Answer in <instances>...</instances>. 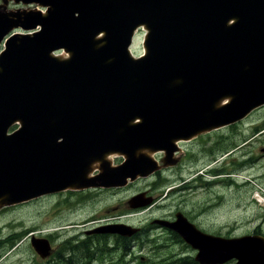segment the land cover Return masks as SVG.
I'll use <instances>...</instances> for the list:
<instances>
[{
  "label": "water",
  "instance_id": "obj_1",
  "mask_svg": "<svg viewBox=\"0 0 264 264\" xmlns=\"http://www.w3.org/2000/svg\"><path fill=\"white\" fill-rule=\"evenodd\" d=\"M16 1L18 2L19 0ZM24 1L26 3H39L36 0ZM52 1L54 4L59 3V5H57V19L60 20L63 27L70 17L71 20L74 18L75 10L73 11L72 16V14H68L65 11L66 6L61 0ZM217 1L218 0H128L125 2L124 0H107L105 3L106 11L103 9L104 15H102V21L100 23L101 29H106L109 34L107 43L104 47L96 48V46H88V43H85L86 45H81L84 40L91 43L92 33L88 27L83 26V28L76 25L74 28L76 38L69 28L67 30H62V32H57L56 35L52 37L53 40H49L48 37H45L47 42L50 41L55 44V47L61 46L65 48L67 52H70L71 56L68 60L60 62L53 60L48 62V60L44 58L35 60L32 63L25 62L16 67V69L26 70V72L23 71V77H27L28 71V77L35 78L37 81L35 88L47 86L50 90L47 98L55 104H60V106L65 109V111L62 112L61 117L64 119L68 118L67 120L71 123L73 121L72 125H69V128L60 129L61 131H59L60 134L58 133V135L45 129H37L38 132L35 131L34 133L36 134L35 142L37 143L38 148L33 156L29 157L31 160L28 159L27 166L35 163L34 165L37 167L40 166L39 168H43V159L41 157L47 149V144L52 142L51 145H53V143H55L60 137L63 138V140L66 139L63 146L59 147L60 151L57 162L53 164V175H51V181L49 182V185H47L49 191L60 189L61 186V188L66 186L70 188H89L107 184L124 185L126 178L134 179L137 175L144 176L155 169V164L147 158L142 156L138 158L135 157V152L137 150L143 148H150L149 150L151 151H156V149H165L167 151H169L168 149L172 150L173 138L186 139L206 130L207 128H212L220 124H231L243 118L253 108L262 105V103L264 104V0H231V3H229L230 0ZM221 1H223V3H221ZM246 6L249 9H247ZM92 7L95 10V0H93ZM160 9L165 10L167 14L165 16L161 15ZM239 11L244 12H241V15H239ZM253 12L255 14L254 19H252L254 17ZM259 13L261 16L258 15ZM243 14H245L246 17ZM16 15L17 20H15ZM16 15H13V19H9L5 15H0V19L5 21V26L3 25L0 27V39L15 27L14 25H21L22 28L26 27L27 29V26L20 21V13H17ZM220 15L222 18L219 17ZM248 18L250 19L247 20ZM231 19H235L236 23L232 26L225 27ZM162 20L164 23H162ZM244 20L247 21L245 22ZM135 21L145 23L151 30V33L154 32L155 34H150L149 40L146 43V56L138 60L131 58L127 50L131 34L128 29L134 26ZM214 23L215 25H213ZM33 25H35V14L31 21V25L28 26V28L33 29ZM244 27L247 28L244 29ZM44 32L45 30L43 29L41 35H43ZM35 35L41 40V35L39 36V33H36ZM215 36L220 39L217 40V37ZM204 37L206 39H204ZM35 40H37V38ZM38 42L40 43V41ZM108 43H110V45H108ZM39 46L40 45H38V48ZM172 50H175L178 54L172 52ZM99 53L101 54L99 55ZM96 58L98 59L96 60ZM100 58H102V60ZM248 61L252 63L250 67L251 69L242 66ZM147 64L149 66H147ZM105 65L106 67L104 69ZM94 68L97 71H95ZM99 70H101V73ZM108 75L114 76L109 77ZM63 79H65V81ZM92 80L94 82H92ZM104 83L106 84L104 85ZM90 85L93 86L91 87ZM99 85L101 86L99 87ZM28 86L29 80L26 83L25 92L27 91L26 88ZM229 96L232 97V102L229 106L222 110L213 108L214 103L217 100ZM74 97L78 99L76 100ZM120 104L122 105L120 106ZM198 114L199 116H197ZM136 118L142 119V123L132 125V121ZM95 124V128L90 127V125ZM112 152H120L127 156L129 160L122 166L124 168L127 166L126 169L122 167L111 169L107 163H103L101 168L104 169V174L96 181L87 179L85 175L87 174L86 172L89 171V164L94 160L105 162V155ZM40 153L42 154L40 155ZM22 171L23 168L19 167L0 169V173H5V175L8 176L11 175L10 173L12 172V174H20ZM26 171L23 175L26 174ZM41 177H43V174ZM41 177L36 184L32 183L36 178L26 181L27 185L32 183L34 188H29L30 191L21 195L19 193L17 199H14L16 188L15 184L11 183L12 179L11 176H9L7 179L8 181L5 180V182L0 185V196L2 192H4L3 194L5 195L3 196L5 197L6 203L24 202L25 199L37 195V191H39L38 186L39 183H41ZM26 178V176H23V180H26ZM66 182L67 184H65ZM150 202V199L144 200L143 202L138 201V197H136L128 203L131 208H138L148 205ZM159 223L165 224L168 228L176 231L183 240L193 248L197 247L196 249H198L199 253L196 257V261L199 264H224L231 259H236L238 261L237 264H264V240L262 238L242 237L238 239H223L202 234L191 225L179 228L177 224ZM125 229L129 231V236L136 232L135 229L129 227ZM33 243L35 244V241Z\"/></svg>",
  "mask_w": 264,
  "mask_h": 264
},
{
  "label": "rangeland",
  "instance_id": "obj_2",
  "mask_svg": "<svg viewBox=\"0 0 264 264\" xmlns=\"http://www.w3.org/2000/svg\"><path fill=\"white\" fill-rule=\"evenodd\" d=\"M35 7L16 6L13 2L0 0V12L31 11ZM160 13L167 14L163 9ZM145 34L142 29L136 31L131 48L134 56L143 53ZM219 129L210 134L201 132L187 141L190 143L184 144L175 155L180 158L173 169L164 168V162L156 159L160 171L128 182L120 190L68 189L19 206H0V264H45L30 245L31 235H48L54 247L66 239L71 240L72 245L77 244L78 238L91 242V258L79 252L78 264H125L127 261V264H184L179 260L190 258V250L170 233L150 230L149 226L151 219L172 216L177 209L195 219L206 233L226 238L251 234L264 236V106L252 111L247 119ZM206 147L207 158L200 152ZM187 151L194 155H182ZM211 155H215L218 162L223 159L216 167L217 172L234 173L233 182L219 176L215 186L206 185L210 182H199L198 178L193 180L196 172L208 164ZM221 155L224 156L220 158ZM108 159L110 161H106L112 166L124 160L114 155ZM197 159L198 164H195ZM180 163L185 167L177 173ZM210 174L213 175L212 171ZM186 184L193 193L176 192L172 196L167 193L171 187ZM144 191L156 200L155 205L139 212L129 209L127 201ZM97 218L98 224H93ZM118 222L141 227L144 231L137 238H126L133 244L130 255H126L123 243H116L115 235H84V231Z\"/></svg>",
  "mask_w": 264,
  "mask_h": 264
},
{
  "label": "bare ground",
  "instance_id": "obj_3",
  "mask_svg": "<svg viewBox=\"0 0 264 264\" xmlns=\"http://www.w3.org/2000/svg\"><path fill=\"white\" fill-rule=\"evenodd\" d=\"M173 20V19H172ZM77 21H79V22H82V21H87L88 23H89V25L93 28V30H94V32L95 33H99V32H101V26H100V23H101V21H102V15L100 14V12L99 11H97L96 9L94 10L92 7H90V6H87V7H85L84 8V10H83V12H82V15L80 16V17H78L77 18ZM173 23V22H172ZM231 23H233V21H231ZM139 24H141V21H135V24H134V26L132 27V28H129L128 30L130 31V32H132L133 31V29H134V27L135 26H138ZM178 25V24H177ZM143 27V26H142ZM145 28V27H144ZM152 35H155L154 34V32L153 33H151ZM227 35V34H226ZM167 36V35H166ZM224 36V35H223ZM99 37H101L100 39H98ZM225 37V36H224ZM103 38H104V34L103 33H100L98 36H97V39L101 42V41H103ZM214 38V37H213ZM218 39H220V38H217V40ZM236 39V38H235ZM211 40V39H210ZM216 40V41H217ZM224 40V39H223ZM218 42V41H217ZM242 42V41H241ZM222 43V42H221ZM233 43V42H232ZM235 43V42H234ZM239 43V42H238ZM228 44V43H227ZM230 44V43H229ZM235 46H237V45H235ZM230 47V46H229ZM249 47V46H248ZM228 48V47H227ZM238 48V47H237ZM166 49V48H165ZM251 49V48H250ZM261 49H263V48H261ZM245 50V49H244ZM165 51V50H164ZM246 51V50H245ZM172 52H175V50H172ZM231 52V51H230ZM132 53V52H131ZM241 53V52H240ZM250 53V52H249ZM230 54V53H229ZM232 54V53H231ZM237 54H239V53H237ZM253 54V53H252ZM262 55V54H261ZM255 57H256V55H255ZM211 58V57H210ZM214 59V58H213ZM258 59V58H257ZM261 59V58H260ZM263 60V59H262ZM244 63V62H243ZM251 65H252V63L250 62V61H248V62H246L245 64H243L242 66L243 67H247V68H250L251 67ZM253 65H254V63H253ZM206 66V65H205ZM225 66V65H224ZM236 66V65H235ZM226 68V67H225ZM251 69V68H250ZM138 122H139V120L138 119H134L133 121H132V123L133 124H138ZM176 143H178V142H176ZM142 153H144L146 156H148V157H153V153L154 152H151V151H148V150H144V151H142ZM110 156H112V154H108L107 156H106V159L107 160H109L108 158L110 157ZM115 156V155H114ZM117 157V156H116ZM105 158V157H104ZM96 166H98V164L97 163H95L94 165H93V168L94 167H96ZM111 189H113V188H111ZM106 190H108V189H106Z\"/></svg>",
  "mask_w": 264,
  "mask_h": 264
},
{
  "label": "flooded vegetation",
  "instance_id": "obj_4",
  "mask_svg": "<svg viewBox=\"0 0 264 264\" xmlns=\"http://www.w3.org/2000/svg\"><path fill=\"white\" fill-rule=\"evenodd\" d=\"M183 167H184V164L180 163L179 166L177 167V173L180 172L183 169ZM107 189H111V188H107ZM113 189H117V188H113ZM178 191L180 192L188 191V193L193 192L192 189L188 188L186 185H182L178 187ZM51 248L53 249L51 255L47 259L43 260L45 263L47 264H78L77 245H70L68 243L67 245L62 246V247H57L54 249L51 246ZM55 258L57 260L54 263Z\"/></svg>",
  "mask_w": 264,
  "mask_h": 264
}]
</instances>
